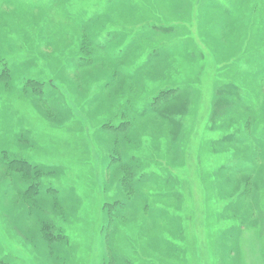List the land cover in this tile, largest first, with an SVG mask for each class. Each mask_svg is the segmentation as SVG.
Instances as JSON below:
<instances>
[{"label": "rangeland", "instance_id": "374dc122", "mask_svg": "<svg viewBox=\"0 0 264 264\" xmlns=\"http://www.w3.org/2000/svg\"><path fill=\"white\" fill-rule=\"evenodd\" d=\"M82 31L101 59H119L90 65ZM0 57L11 75L0 85V150L59 169L42 181L60 191L67 217L53 220L70 240L52 251L22 237L14 224L34 230L51 204L31 217L12 193L0 199L6 264H264V157L241 174L236 143L248 119L253 134L264 130V0H0ZM30 79L53 84L45 96L61 123L24 91ZM235 84L241 105L227 110L218 102ZM169 88L176 125L162 134L169 124L148 108ZM126 113L130 153L145 163L130 201L108 184L102 129ZM117 199L124 217L108 227L104 206Z\"/></svg>", "mask_w": 264, "mask_h": 264}, {"label": "trees", "instance_id": "16d2710c", "mask_svg": "<svg viewBox=\"0 0 264 264\" xmlns=\"http://www.w3.org/2000/svg\"><path fill=\"white\" fill-rule=\"evenodd\" d=\"M80 41L81 51L83 52V54L85 53L86 55H84L87 57V59L90 60L88 61L90 65L91 63L93 64V61L99 60L100 62L107 61L111 63L119 59L118 57H115V55L109 53V50L106 51V55L105 57H103L104 59H101L102 55L98 54L101 52L100 50L105 49L100 44H95L94 42H96V40L93 39V35L90 36L86 31H82ZM98 50L99 53H96ZM1 59L3 58L0 57V64H6V60L1 61ZM9 73L10 72H8V70H4L3 73H0V78L3 79L0 80V85L7 86L6 81L11 79V75L9 76ZM114 74L115 73H113V78ZM49 84L50 86L54 87L50 82H39L37 80L31 81L30 79L25 84L24 91L26 93H30L33 97H35V99L40 103L41 110H43L44 113L50 114V116L52 115L51 121L55 123H61L63 120V117H60V111L62 107L54 105L56 103L53 100H49L47 96H45V90L46 87L49 86ZM232 89V91L228 89L229 94L230 92H234L232 93L231 97L235 101L233 102V105H231V107L227 106L226 103V99H228L229 94H226V97L223 94L222 96H224V98L221 97L220 102H218L220 105L224 102L223 108H227V110H230L232 108L236 109L237 107L239 108L243 97L242 89L238 85L235 84V87H232ZM177 92V88L161 90L148 108V114L156 117H150V120H154L157 123L159 120V124H161L162 121L166 122V124H169L166 125L169 126L167 128L164 126L165 128H163L162 134L167 131V129H173L176 125L175 120L173 119L174 117L169 116L170 112H172L169 107L178 103H172L177 99L171 101L172 99L176 98L175 95L177 94ZM180 95L181 94H179L177 97L179 98ZM184 105L186 106V103ZM182 106L183 105H181L180 108ZM166 108L168 109L166 110ZM162 110L163 113H161ZM178 110L176 111V114L178 113ZM164 112L166 113L164 114ZM125 115L127 118L124 117V120H122L121 123L116 125L112 122H108L103 125L102 129L105 133V142L103 144L107 149V163L105 165V174H107L106 176L111 180H109L110 182L108 181V184L112 185V188H117L120 193H122V196L125 197L127 201H130L133 198L135 190L137 189L136 187L138 185V181L136 180V178L144 175L145 163L139 157H135L134 153H130L131 148L134 147L133 144L138 143V139L137 135L128 132V130L132 128V124L134 123L133 117H129L130 114L128 115V113H126ZM150 120L147 119V124L155 125V123L151 122ZM136 122L140 123L139 120ZM141 124H144V122H142ZM136 128H138V126H136ZM263 131L264 130H259V135L253 134L252 122L249 119L246 121L243 131H240V133L244 134L245 136L244 140L236 139V143L242 144V148L244 149L242 156L243 159L238 162L239 164L241 163V166H239L241 168L240 170L242 171L241 174L253 171L254 167L259 166L258 159H262V156L264 157ZM168 133L171 134L170 132ZM24 136L27 137L28 135H20L19 137L24 138ZM260 137L263 138V140L259 139ZM27 139L29 140V138ZM173 141L174 140L170 141L169 145ZM177 142L178 136L176 138V144ZM9 153V150H0V169L2 171V173L0 174V199L11 197V194L15 193L16 196L13 197L15 198V203L17 204L15 206L25 208L28 214L29 208L32 213L33 210L35 208H38L44 201L51 204L49 207H46L44 211V214L48 218L40 219L39 223H37V225L33 227V229L35 228L34 230H23L22 228H19L16 224H14L17 232L22 237L33 240L34 243H39L45 248H51L52 251L60 249L64 245H70V240L68 239L67 234L62 229H60L53 220V216H60L63 218L67 217L65 213V207L63 208L61 204L62 198L60 191L55 187H45L42 181V179H44L46 176L56 175L59 172V169L55 166H49L30 161L25 156L23 157L15 155L14 157H11ZM256 159L258 161H256ZM148 184L149 183L147 181L145 186H148ZM4 186L8 189L6 188L7 190H4ZM164 186L167 187L168 184L165 183ZM122 201V199H117L115 203H106V205L104 206L105 211L103 216L105 218L106 226H112V222H116L118 220L120 222V219L124 217L122 212L119 215V219L116 216L117 209L121 205H123ZM18 202H21V204L24 205L18 204ZM29 215L33 217L31 214ZM107 232L109 231H105L106 242L109 239V237H107ZM107 245L108 242L106 243V250ZM106 253L108 257L109 250ZM0 264L6 263L4 260L0 259ZM110 264L113 263L110 262Z\"/></svg>", "mask_w": 264, "mask_h": 264}]
</instances>
